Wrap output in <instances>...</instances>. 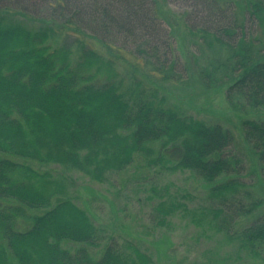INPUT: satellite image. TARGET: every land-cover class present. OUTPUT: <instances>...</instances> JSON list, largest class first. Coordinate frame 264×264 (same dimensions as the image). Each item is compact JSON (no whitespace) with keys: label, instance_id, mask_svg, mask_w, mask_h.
<instances>
[{"label":"trees","instance_id":"trees-1","mask_svg":"<svg viewBox=\"0 0 264 264\" xmlns=\"http://www.w3.org/2000/svg\"><path fill=\"white\" fill-rule=\"evenodd\" d=\"M169 1L0 0V264H156L136 244L107 240L67 195L66 180L34 165L58 164L105 182L138 154L199 174L217 205L192 219L220 231L250 217L227 236L264 256L257 188L264 185V0H193L195 9L182 14ZM84 36L161 84L202 92L226 86L235 109L257 115L243 117L241 127L255 160L249 173L258 179H244L231 128L180 113L161 85L136 77L125 83L116 59ZM178 208L191 212L177 197L159 202V223ZM88 246L101 248L100 256Z\"/></svg>","mask_w":264,"mask_h":264},{"label":"rangeland","instance_id":"rangeland-1","mask_svg":"<svg viewBox=\"0 0 264 264\" xmlns=\"http://www.w3.org/2000/svg\"><path fill=\"white\" fill-rule=\"evenodd\" d=\"M169 2V8L179 14L195 9L193 0ZM84 39L103 54L116 59L120 79H124L125 83L136 77L153 87L161 85V92L169 95V103L180 113L207 122H220L231 128L238 138L237 150L233 149L231 153L239 152L244 157V179L246 182L258 179L256 171L254 174L249 173L254 169L255 160L249 152L241 127L243 117L257 115L235 109L228 102L226 86L202 92L191 85L175 86L169 82L161 84L162 80L153 78L143 68L129 63L126 57L116 50H109L96 38L84 36ZM174 44L180 54L185 55L181 41ZM128 57L131 58V55ZM261 112L264 113V108L258 113ZM159 146V143L152 145L154 149ZM169 151L175 158L173 150ZM34 165L41 170L49 169L66 180L67 195L86 209L93 221L107 231V240L116 239L125 247L126 243L136 244L147 251L156 264H264L262 254L254 255L241 246L236 237L230 239L227 236V231L237 233L248 225L250 217H239L231 224L224 222L223 225L228 228L220 226L223 228L220 231L215 226L207 223L200 225L192 219V213L216 206L217 202L209 198V184L190 169L171 170L162 164H150L145 155L138 154L129 167L110 174L105 182H98L84 172L68 170L58 164ZM259 186L264 196V185L258 184L257 188ZM174 197L187 203L191 212L178 208L165 223L160 224L158 203L173 201ZM70 245L78 247L77 244ZM88 249L95 257H99L102 252L98 247L88 246Z\"/></svg>","mask_w":264,"mask_h":264}]
</instances>
